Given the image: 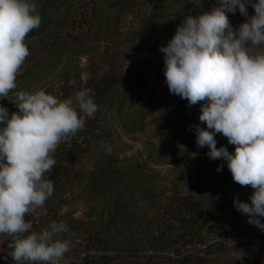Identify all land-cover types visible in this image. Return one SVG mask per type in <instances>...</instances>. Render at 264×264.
Returning <instances> with one entry per match:
<instances>
[{"label":"rangeland","instance_id":"rangeland-1","mask_svg":"<svg viewBox=\"0 0 264 264\" xmlns=\"http://www.w3.org/2000/svg\"><path fill=\"white\" fill-rule=\"evenodd\" d=\"M36 2L41 23L25 41L30 55L0 106L9 115L18 112L13 102L21 90L74 100L90 89L98 107L53 153L68 177L37 209L41 215L25 217L31 231L53 221L67 225L57 237L70 241L60 264H264V230L234 206L236 200L250 204L254 189L234 182L227 161L212 160L207 146H197L196 127L207 129L199 120L207 101L189 106L170 93L164 76L160 48L186 15L210 11L220 0ZM254 2L247 17L238 8L225 12L234 31L254 15ZM251 50L264 52V45ZM101 89L109 92L106 100L98 97ZM215 139L234 153L223 134ZM106 162L131 174L139 188L131 182L99 199L88 195L87 177ZM3 239L0 264H17L10 238Z\"/></svg>","mask_w":264,"mask_h":264},{"label":"clouds","instance_id":"clouds-1","mask_svg":"<svg viewBox=\"0 0 264 264\" xmlns=\"http://www.w3.org/2000/svg\"><path fill=\"white\" fill-rule=\"evenodd\" d=\"M250 2L220 0L210 11L186 15L160 50L170 93L189 106L207 101L199 120L213 131L197 126V146H207L210 159L227 161L234 182L254 189L250 204L236 200L234 206L264 230V52L251 50L264 45V0L251 4L254 15L236 31L225 14L238 8L247 17ZM39 7L36 0H0V99L17 88L30 55L26 37L41 23ZM90 92L81 89L74 100H61L43 89L21 90L13 102L18 112L9 115L0 106V235L10 238L17 264H60L70 251V241L57 238L67 230L63 221L37 233L25 217L41 215L37 209L53 194L52 181L45 179L56 163L53 153L97 111ZM217 133L235 146L234 153L217 147Z\"/></svg>","mask_w":264,"mask_h":264},{"label":"trees","instance_id":"trees-1","mask_svg":"<svg viewBox=\"0 0 264 264\" xmlns=\"http://www.w3.org/2000/svg\"><path fill=\"white\" fill-rule=\"evenodd\" d=\"M35 32L32 30L27 38L33 37ZM108 91L105 89H101L98 92V97L106 100ZM109 97V96H108ZM65 149L61 151V154H64ZM56 163L53 166L52 170L49 172L48 180H51L54 186V191L51 196H56V193L59 191V184L63 180V178L68 177L66 174L67 167L62 165L61 159L55 160ZM88 182L84 183L85 190H87L88 195L94 194L97 199L100 197H104L108 195L117 186H122L125 184L131 185V182L134 183L132 175L126 173L125 170H117L114 168H110V165L106 162L102 163L99 166L95 167L89 174ZM138 183H134L131 188H139Z\"/></svg>","mask_w":264,"mask_h":264},{"label":"crops","instance_id":"crops-1","mask_svg":"<svg viewBox=\"0 0 264 264\" xmlns=\"http://www.w3.org/2000/svg\"><path fill=\"white\" fill-rule=\"evenodd\" d=\"M3 236L4 235H0V258H4L5 257V253L7 251L6 248H5Z\"/></svg>","mask_w":264,"mask_h":264},{"label":"built area","instance_id":"built-area-1","mask_svg":"<svg viewBox=\"0 0 264 264\" xmlns=\"http://www.w3.org/2000/svg\"><path fill=\"white\" fill-rule=\"evenodd\" d=\"M8 237V236H7Z\"/></svg>","mask_w":264,"mask_h":264}]
</instances>
